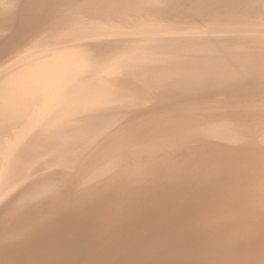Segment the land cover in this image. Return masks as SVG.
Here are the masks:
<instances>
[{
    "label": "bare ground",
    "instance_id": "1",
    "mask_svg": "<svg viewBox=\"0 0 264 264\" xmlns=\"http://www.w3.org/2000/svg\"><path fill=\"white\" fill-rule=\"evenodd\" d=\"M0 264H264V0H0Z\"/></svg>",
    "mask_w": 264,
    "mask_h": 264
}]
</instances>
